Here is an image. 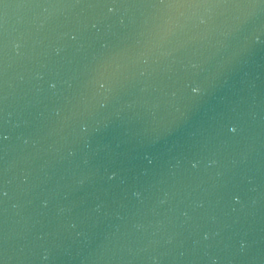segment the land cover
I'll return each mask as SVG.
<instances>
[{
    "label": "water",
    "instance_id": "95a60500",
    "mask_svg": "<svg viewBox=\"0 0 264 264\" xmlns=\"http://www.w3.org/2000/svg\"><path fill=\"white\" fill-rule=\"evenodd\" d=\"M0 264H264V0H3Z\"/></svg>",
    "mask_w": 264,
    "mask_h": 264
},
{
    "label": "clouds",
    "instance_id": "9594fccd",
    "mask_svg": "<svg viewBox=\"0 0 264 264\" xmlns=\"http://www.w3.org/2000/svg\"><path fill=\"white\" fill-rule=\"evenodd\" d=\"M44 8L47 9L46 6ZM199 8H213V6L212 5H206V4L191 3V4H188L186 6H184V5L176 6L175 8H172L169 11H160V13L162 14V22L157 27L161 30L167 31V30H169L170 26L173 23V17L171 15V13L179 12L180 15H183V12L181 10L199 9ZM201 22H203V17H201ZM98 74L102 78L100 80L101 88L107 87V90L111 91V84L107 83V85H106V83H105V79H107V78L105 77L104 72L100 71V72H98ZM24 179L27 180V176H25ZM205 236H207V234H205ZM242 249H243V242H242ZM45 253H47V249H45ZM153 259H155V257H153ZM216 259H218V258H214V260H216Z\"/></svg>",
    "mask_w": 264,
    "mask_h": 264
},
{
    "label": "snow or ice",
    "instance_id": "6c2138e0",
    "mask_svg": "<svg viewBox=\"0 0 264 264\" xmlns=\"http://www.w3.org/2000/svg\"><path fill=\"white\" fill-rule=\"evenodd\" d=\"M3 2V0H0V3H2Z\"/></svg>",
    "mask_w": 264,
    "mask_h": 264
}]
</instances>
